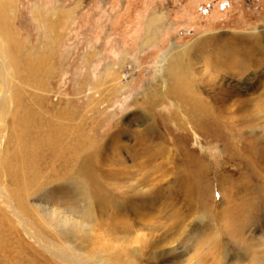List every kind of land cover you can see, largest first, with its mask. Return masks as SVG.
<instances>
[{"label":"rangeland","instance_id":"obj_1","mask_svg":"<svg viewBox=\"0 0 264 264\" xmlns=\"http://www.w3.org/2000/svg\"><path fill=\"white\" fill-rule=\"evenodd\" d=\"M7 13L2 152L22 159L23 150L13 149L16 126L32 140L65 127V143L83 151L81 170L69 167L71 181L61 177L60 162H42L27 185V211L13 190L0 194V264H264V200L250 204L264 196V179L248 178L256 172L243 148L252 140L264 149L263 117L243 134L206 123L193 129L172 115L170 82L157 86L171 49L201 40L217 55L233 35L262 36L264 0H16ZM154 15L162 23L145 44ZM194 53L203 54L199 46ZM226 80L239 99L264 106V73ZM151 89L163 91L161 104ZM93 145L94 168L84 160ZM85 165L97 174L94 192L84 185ZM4 176L0 186L10 189L19 177Z\"/></svg>","mask_w":264,"mask_h":264},{"label":"bare ground","instance_id":"obj_2","mask_svg":"<svg viewBox=\"0 0 264 264\" xmlns=\"http://www.w3.org/2000/svg\"><path fill=\"white\" fill-rule=\"evenodd\" d=\"M15 2L16 0H0L1 31H8L7 26L10 24V21L7 12L15 5ZM161 21L162 18L160 16H151L147 23L146 30L148 32L145 37V44L150 43L155 38V28L162 23ZM261 33L262 36H259L260 34L254 36L252 32L243 35H233L235 39L231 41L232 43L226 42L221 44L222 48L217 55H211L209 50L205 49L204 43L201 40H196L192 45L180 49H171L160 67V79H157V86L163 89L162 83L166 81L170 82L169 96L167 98L177 107L172 112L174 118L177 119L176 117H178L177 120L180 122L181 116H185V120H187L193 129L195 126L203 128L205 123L206 125L209 124L215 127L213 128L214 130H219L221 134L222 131H226L229 134H232V132L243 134V129L252 128L258 122L259 116L257 115L262 116V119H264V106L261 105L259 108L254 109L248 103L252 99H239L240 95L235 89L230 87V90L228 89V85L224 86L223 84L224 82L227 84V76L243 78L255 72L264 73V31ZM195 46L200 47L203 53L202 56L194 53ZM200 90L209 91L211 95L203 97ZM159 92L162 93L163 91L149 90L155 105L162 103V98L158 96ZM261 94L259 98H264V92ZM32 121L30 120L29 122L31 123ZM163 121L165 122L166 120L163 119ZM24 127L16 126L13 133L16 142L13 149L16 147L23 150L22 154L20 153L22 159L19 157V151H4L3 153L0 140V179L1 177H5L4 175L11 170L17 172L19 176L18 179L12 181L13 188L10 189L6 184H4L3 188L0 186V194L5 192L7 195V192L13 190L11 197L15 198L21 209L27 211L25 197L28 193L27 185L28 182L32 181L31 179L38 178L41 172H43L41 171L42 162L46 159H50L51 162H60L62 166L61 177H64L63 179H67V181H71L74 178L67 177L69 167L77 165L81 170L80 164L76 159L78 157L81 159L83 150L79 149L78 144L71 143L68 145L65 143L68 137L65 127H58V131L55 132L56 135L54 134V137L51 136L53 133L51 134V131L48 129L49 131L45 133L47 135L38 138V140H32L30 132L28 133L30 135L26 137L27 130ZM167 130L169 132V129ZM157 137L160 139L165 138L158 135ZM156 147L158 152H161L163 149L161 144H157ZM254 147H256V143L252 140H249L243 147L247 150L248 154L245 163H248V166L251 167L249 168V172H256V175L249 174L248 178L253 181H262L264 179V149L257 147L255 149ZM96 149L94 145L89 147V151L87 150L89 154L84 158L86 163L90 164L93 168L96 159L99 158V153ZM255 162H258V166ZM91 166L85 165L84 172L82 170L83 174L85 173L84 185L89 193L90 191L94 192L99 184L97 174L94 173ZM106 177L113 178L109 174ZM259 199L264 200V196H252L250 204L255 205L256 200ZM57 257L70 261L67 255H57ZM70 262H75V260L72 259Z\"/></svg>","mask_w":264,"mask_h":264}]
</instances>
